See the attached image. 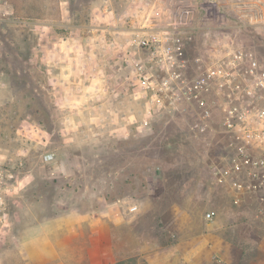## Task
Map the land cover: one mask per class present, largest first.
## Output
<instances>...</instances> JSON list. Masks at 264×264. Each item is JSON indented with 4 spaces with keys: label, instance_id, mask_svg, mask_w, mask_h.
I'll return each instance as SVG.
<instances>
[{
    "label": "rangeland",
    "instance_id": "rangeland-1",
    "mask_svg": "<svg viewBox=\"0 0 264 264\" xmlns=\"http://www.w3.org/2000/svg\"><path fill=\"white\" fill-rule=\"evenodd\" d=\"M66 1L68 20L62 0H0V164L16 175L0 214V264L95 262L88 223L74 234L71 224L75 213L99 211L108 264H264L259 201L237 200L212 175L224 154L220 127L152 99L136 62L155 69L154 80L162 73L142 49L127 69L137 84L103 110L75 99L70 107L53 87L48 40L85 30L90 6L104 2ZM112 2L117 15L147 19L151 33H192L189 57L214 61L243 48L264 60V0ZM174 139L184 145L173 149ZM115 213L137 218L114 228Z\"/></svg>",
    "mask_w": 264,
    "mask_h": 264
},
{
    "label": "built area",
    "instance_id": "built-area-1",
    "mask_svg": "<svg viewBox=\"0 0 264 264\" xmlns=\"http://www.w3.org/2000/svg\"><path fill=\"white\" fill-rule=\"evenodd\" d=\"M191 34L137 35L138 47L162 73L160 80H154L156 70L138 61L139 80L152 99L170 100L182 112L191 107L202 125L220 127L224 154L211 165L214 180L237 200L256 198L257 214L264 217V60L243 48L230 49L214 61L189 57ZM51 159L52 155L45 157ZM15 178L9 167L0 164V214ZM206 217L210 220L211 213Z\"/></svg>",
    "mask_w": 264,
    "mask_h": 264
},
{
    "label": "crops",
    "instance_id": "crops-1",
    "mask_svg": "<svg viewBox=\"0 0 264 264\" xmlns=\"http://www.w3.org/2000/svg\"><path fill=\"white\" fill-rule=\"evenodd\" d=\"M61 4L65 15L64 19L68 20L66 17L68 2L62 0ZM130 6L135 5L132 3ZM90 9H92L91 16L86 29L80 28L78 33L71 32L72 34L62 36L57 33L53 34L51 40H48L46 54L49 56L50 62H53L50 64L51 66L53 64L55 69L53 87L64 90V101L68 100L70 107L73 104L71 99H75L83 106L96 104L99 109L101 107L103 110L113 94L120 92V89L127 90L126 94H128L131 87L137 84L133 73L127 71L129 57L141 50L137 44V35L140 34L135 32V28L144 23L146 28L143 27L145 28L143 34H165L151 33L147 19L134 15L126 17V15L115 14L112 0H104L103 4L91 5ZM42 50L45 51V49ZM116 113L113 110V114ZM73 116L71 113L65 119ZM101 117L100 114H97L95 118ZM75 214L76 217L73 218L74 222L71 224L73 234L76 231V223L87 222L90 232L95 235V247L99 251H97L96 261H90V264H108L104 261V258L109 254L105 249L108 246L105 226L102 224L104 222H100L98 218V216H104L103 213L99 211L85 215L82 212ZM113 217L116 220L113 221L114 228H118L122 224H130L137 218L136 216L125 217L116 213ZM262 243L264 244V241ZM39 244L40 242L37 240L35 246H39ZM21 247H23L22 243Z\"/></svg>",
    "mask_w": 264,
    "mask_h": 264
},
{
    "label": "trees",
    "instance_id": "trees-1",
    "mask_svg": "<svg viewBox=\"0 0 264 264\" xmlns=\"http://www.w3.org/2000/svg\"><path fill=\"white\" fill-rule=\"evenodd\" d=\"M192 46V44H190L189 45V48ZM172 142L175 144V147L173 148V149H179V147L181 146H183L184 145V143H183V145L181 144L182 142L181 141H178L177 139H174V140H172Z\"/></svg>",
    "mask_w": 264,
    "mask_h": 264
}]
</instances>
